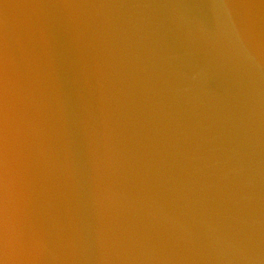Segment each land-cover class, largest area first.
<instances>
[{
    "label": "water",
    "instance_id": "obj_1",
    "mask_svg": "<svg viewBox=\"0 0 264 264\" xmlns=\"http://www.w3.org/2000/svg\"><path fill=\"white\" fill-rule=\"evenodd\" d=\"M0 264H264V0H0Z\"/></svg>",
    "mask_w": 264,
    "mask_h": 264
}]
</instances>
